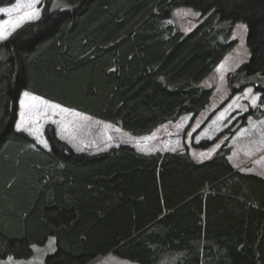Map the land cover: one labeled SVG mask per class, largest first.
Wrapping results in <instances>:
<instances>
[{
	"label": "trees",
	"instance_id": "obj_1",
	"mask_svg": "<svg viewBox=\"0 0 264 264\" xmlns=\"http://www.w3.org/2000/svg\"><path fill=\"white\" fill-rule=\"evenodd\" d=\"M40 9L0 42V262L27 260L52 238L44 264L108 254L134 264H264V179L228 161L233 134L262 112L193 142L264 76V0H42ZM23 92L133 137L189 116L184 150L86 155L51 127L45 149L14 128Z\"/></svg>",
	"mask_w": 264,
	"mask_h": 264
},
{
	"label": "rangeland",
	"instance_id": "obj_2",
	"mask_svg": "<svg viewBox=\"0 0 264 264\" xmlns=\"http://www.w3.org/2000/svg\"><path fill=\"white\" fill-rule=\"evenodd\" d=\"M17 2L18 0H16L12 6L0 9L14 8ZM22 2L26 3L27 0H22ZM41 3L42 0H39V3L34 6L39 9L40 13ZM31 10L32 9L23 7L18 11L12 12L11 15L0 13V28L6 33H10L7 35V38L22 26L39 19L40 14L36 19H30L25 16V13ZM5 21H11L12 23H4ZM13 24L16 25L15 28H13ZM6 39H2L0 42ZM253 83L254 81H252V85L244 87L240 94L233 96L224 107L209 120L206 126L200 130L194 137L193 142L198 143L201 140H212L217 134L226 130L229 125L248 111L251 110L254 114H256L257 111H261L262 118L258 120H254L251 117L247 118L245 125L236 130L233 134L228 144L230 153L228 157L231 164L236 168V171L255 175L264 179V103L258 105L260 99L264 96L261 90L264 88V76L257 82L256 89L253 87ZM249 88L252 89L250 94L247 93V89ZM23 93H21L19 100L24 98ZM254 97H256L255 105L252 103ZM217 99L219 102L221 101V99ZM40 101H43L44 104L49 105V107L46 108ZM40 101L32 102L37 105L34 111L46 113V117L41 115L39 119H30L25 125V127L35 129V135L23 129L17 130L16 128L17 123L20 122V112L22 110L19 101L14 128L17 131L27 134L43 148L45 147L38 142L37 137H39V140H43L47 143L44 132L46 127H51L55 136L60 141L66 143V145L76 153L105 152L118 145H128L142 154H164L167 152L182 153L184 150L182 131L190 119L189 116L181 118L176 123L166 124L150 135L133 137L110 124L92 119L72 110L61 111L60 108L53 109L50 105L55 104L42 99H40ZM61 136H63L64 139H61ZM45 149H48V147ZM53 251L54 242L51 238L44 246L32 247V256L29 259H12L11 261L6 259L1 261L0 264H44L45 256L51 254ZM92 264L134 263L127 262L110 254L98 259Z\"/></svg>",
	"mask_w": 264,
	"mask_h": 264
},
{
	"label": "snow or ice",
	"instance_id": "obj_3",
	"mask_svg": "<svg viewBox=\"0 0 264 264\" xmlns=\"http://www.w3.org/2000/svg\"><path fill=\"white\" fill-rule=\"evenodd\" d=\"M39 3V0H27L26 3L22 2V0H18L17 4L14 8H6V9H0V13H3L5 15H11L12 12L18 11L23 7H27L29 9H32L29 12L25 13V16H27L30 19H36L39 17V9L35 8L34 6ZM4 23H12L11 21H5ZM15 24H13V28H15ZM236 28L243 29L245 32H247L248 26L245 23H238L236 24ZM10 33H6L2 28H0V40L6 39L7 35ZM223 67V65H221ZM252 92V89H247V93L250 94ZM23 99L19 100L20 108L22 109L20 112V122L17 123L16 128L17 130L23 129L24 131L30 132V134L35 135V129L25 127L27 122L30 119H39L41 115H44L46 117V113H42L40 111H34L37 108V105L32 102L40 101V98L37 96H30L28 92L23 93ZM256 97L253 98L252 103L255 105ZM41 104H44L43 101H40ZM44 106L47 108L49 105L44 104ZM53 109L60 108L61 111H68V109H63L59 105H50ZM61 139H64L63 136H61ZM37 140L39 143L43 144L45 148L48 147L47 143L43 140H39V137H37ZM13 258L9 257V261H11Z\"/></svg>",
	"mask_w": 264,
	"mask_h": 264
},
{
	"label": "crops",
	"instance_id": "obj_4",
	"mask_svg": "<svg viewBox=\"0 0 264 264\" xmlns=\"http://www.w3.org/2000/svg\"><path fill=\"white\" fill-rule=\"evenodd\" d=\"M229 156H230V155H229ZM228 161H229L230 165L232 166V168H234V170L236 171V168L231 164L229 157H228ZM108 255H109V254H108Z\"/></svg>",
	"mask_w": 264,
	"mask_h": 264
}]
</instances>
